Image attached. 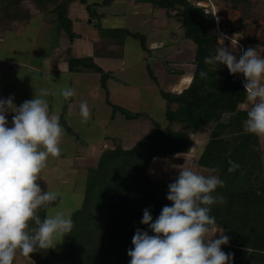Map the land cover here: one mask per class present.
I'll return each instance as SVG.
<instances>
[{"label": "trees", "instance_id": "trees-1", "mask_svg": "<svg viewBox=\"0 0 264 264\" xmlns=\"http://www.w3.org/2000/svg\"><path fill=\"white\" fill-rule=\"evenodd\" d=\"M115 1L0 0V36L28 26L37 12L44 14L46 19L54 16L72 47L78 36L73 31L70 9L79 3L88 8L93 20H97L101 35H123L138 41L141 49L149 52L148 38L144 33L101 26L103 14L99 8L111 6ZM133 1L150 4L153 9L165 10L168 18L182 20L184 36L196 46V67L191 83L180 93L161 90L167 123L162 125L144 112H132L112 103L107 86L111 73L98 65L92 56L75 57L71 55V47L68 48L66 61L71 73L87 71L100 76V88L112 110L111 120L117 114L127 121L148 118L153 130L131 148L115 146L105 149L97 165L87 168L83 201L72 215L74 228L70 235L50 249L46 256H41L40 250L31 254L29 260H35V264H129L127 251L133 247L132 237L136 229L148 231V226L140 223L143 210L150 209L154 221L163 206L171 205L166 195L169 183L175 178L151 176V164L156 159L190 153L196 143L195 137L210 127L197 163L208 170L219 168L217 173L210 174L224 181V187L217 188L214 195L223 196L225 201L211 206L210 215L216 218V224L210 229L223 231L229 237V244L222 245V250L233 254V264H264V151L261 137L243 130L246 109L250 105L237 74H230L222 64L204 63V57L215 55L221 47L211 8L203 0ZM219 1L231 10L240 9L242 20H255L258 16L255 10L257 0ZM244 38L247 48L259 44L264 49V40L247 33ZM148 70L155 80L149 66ZM201 70L208 73V79L200 78ZM66 112L65 106L60 123L69 136L79 141L78 134L66 121ZM11 120L12 117L9 126ZM229 159L240 165L232 173L227 171ZM38 214L43 219L44 209ZM30 224L35 227L34 222Z\"/></svg>", "mask_w": 264, "mask_h": 264}, {"label": "clouds", "instance_id": "clouds-1", "mask_svg": "<svg viewBox=\"0 0 264 264\" xmlns=\"http://www.w3.org/2000/svg\"><path fill=\"white\" fill-rule=\"evenodd\" d=\"M258 48L241 46L242 54L237 58L227 47H219L215 55L204 57V63H219L232 75L242 74L250 105L243 130L264 137V57L258 54ZM199 76L208 79L206 71L201 70ZM49 95L41 88L19 106L13 103L14 96L0 98V264H14L18 252L30 258L34 252L54 249L74 228L71 211L60 207V193L42 190L38 183L49 158L61 155L65 133L58 111L51 110ZM51 95L63 102L70 100L75 90L63 86ZM79 111L81 122L87 123V102H81ZM9 112L13 113L11 126ZM186 165L175 166L179 174L169 183L166 195L171 205L163 206L154 221L150 209L143 210L140 223L147 225L148 231L136 229L133 247L127 251L129 264H233V254L222 250V245L229 244V237L220 231L219 238H209L210 226L216 224V218L210 215L211 206L225 202L223 196L214 193L224 187V181ZM228 165L229 173L240 167L231 159ZM218 171V167L209 170ZM41 209L45 211L43 219L38 214ZM30 222L35 227L30 228Z\"/></svg>", "mask_w": 264, "mask_h": 264}, {"label": "rangeland", "instance_id": "rangeland-1", "mask_svg": "<svg viewBox=\"0 0 264 264\" xmlns=\"http://www.w3.org/2000/svg\"><path fill=\"white\" fill-rule=\"evenodd\" d=\"M89 1L96 2L102 0ZM212 1L216 6V10L220 13L221 21L225 26V32L235 34L236 26L232 24L233 22L230 16L234 14L233 10L219 0ZM257 1L255 8L258 15L257 18L255 20L243 19L244 27L242 30L245 29L247 34L254 35L255 38L263 39L264 0ZM203 2L206 4L207 0H203ZM120 3H123V6H127L131 2L123 1ZM78 6L79 3H76L72 11H76ZM117 10L115 7L109 8L108 6L99 8L100 13L101 11H105L110 16L101 21L103 26H130V24L137 22V18L128 16L126 10ZM158 11L161 20L166 21L165 10ZM238 11L241 12L240 9ZM83 12L87 13V7L84 8ZM116 12L126 13L127 15L115 18L113 17V13ZM88 19L86 21L83 20L85 25L88 24ZM177 21L172 20L169 28L163 30L167 34L166 37L160 36V34L158 36L156 30L151 33L147 29V31L144 29L145 32H141L147 38L151 34L152 42L158 37L155 40L156 47H154V44L151 45V47L153 46L156 49L162 48L165 42L167 44H170V41L174 43L185 42L188 39L184 37L183 29L178 28ZM235 21L236 23L238 22V20ZM73 31L78 36L75 38V41L79 39L78 42L76 41L77 45L75 48L71 47V42L67 35L58 28L54 16L46 19L44 14L36 12L28 26L22 27L16 32H9L4 36H0V68H3L2 72H0V98L14 96L13 103L19 106L25 100L32 99L35 92H39L41 88H45L50 93L47 99L49 100L51 110L58 111L60 116L63 107L66 106V121L79 136V141H77L66 132L64 133L61 142V155L58 158H49L48 166L42 173V179L38 181L42 190H51L60 193L63 201L60 207L65 211H71L72 215L80 208L83 201L87 168L97 165L99 157L105 149L115 146L131 148L136 142L150 133L149 126H143L142 120L127 121L120 114L116 115L115 120H111L112 110L105 101L104 93L100 88V77L98 75L89 73L87 76L81 78H78L79 76L77 75H73L75 78H71L70 75H59L47 78L42 73L43 62L46 57L60 55L65 60L67 50L70 47L71 55L75 57L89 56L92 52L96 53L104 48L101 44H98L97 50H94L93 37L85 35L84 33L80 35L74 29ZM113 37L117 39L118 36ZM223 40H226V38L221 36V41ZM149 46L150 43L148 41V48ZM258 50H263V48L259 47ZM112 53L116 57H120L123 53V48L114 49ZM127 54L129 61L136 62V64L138 63V57L144 56L140 48V43L131 38H127L126 41L125 55ZM258 54L261 56V53ZM147 63L150 65L149 61ZM62 66L66 67L65 64ZM136 66L135 70H127L121 73V76L129 82H143V84H146L145 74L143 75V64L138 63ZM85 78L86 82L84 80ZM189 81L190 79L184 80L183 86H186ZM63 86H68L75 90V95L72 97L73 103H70V100L61 102L62 98L51 95L52 93H57ZM149 98L151 100L149 101L150 107L147 109L148 111L144 112L146 109L142 105L140 108H143L138 112L148 114L151 119H154L162 125L167 124L165 119V101L162 96H158L157 92H154ZM81 102H87L90 109V119L87 123L81 122L79 111ZM244 107H247V105ZM176 128L179 127L176 126ZM210 131L211 128L209 127L202 134L195 137L196 143L190 153L176 155L170 159H156L149 168L150 175L159 179L175 178L179 174V170L175 166L184 165L186 162V166L194 171L203 175H209V170L200 167L197 161L203 151V147H205L203 144L207 141ZM261 147L264 151V137H261ZM72 166L75 167L73 168ZM30 228H32L31 224ZM212 236L219 238L220 232L216 233V231L210 230L209 238ZM49 250H41V256H46ZM15 262L16 264H35V260H29V258L20 255L19 252L17 253Z\"/></svg>", "mask_w": 264, "mask_h": 264}, {"label": "crops", "instance_id": "crops-1", "mask_svg": "<svg viewBox=\"0 0 264 264\" xmlns=\"http://www.w3.org/2000/svg\"><path fill=\"white\" fill-rule=\"evenodd\" d=\"M123 1H128V0H116L111 6L108 7L109 8L115 7L118 9L117 11L126 10L128 16H131L132 18L135 19L137 18V22L130 24V26H103L101 21L109 18L110 16L108 13H105V11L104 12L101 11L103 16L101 17L100 23L103 28L119 27V28H127L133 31H140V32L141 31L145 32V30L147 29L151 33L156 30L158 32V36L160 34V36L166 37L167 34H165L163 30L169 28L170 22L172 20H178L177 26L179 29H182L181 27L182 20L180 18H168L166 16V21L165 20L163 21L159 17L158 10L160 9H153V7L150 4L136 3L133 0H130L131 3L129 5L123 6L122 5L123 3H120ZM75 4H73L70 9V18L72 20L74 19L73 29L80 35L84 33L85 35H89L90 37H93L92 42L94 45L93 47L94 50H97L98 44H101L104 47L103 49H100L99 52L96 53L94 52L95 54L92 52L89 56H92L96 61V63L100 65L105 71L111 73V77L107 82V86L109 89L110 100L112 103L134 112H138L140 109H142L143 107L142 108L140 107L143 105L144 109H146L144 110V112H147L148 111L147 109H149L150 107L149 101L151 100L149 97L152 93L157 92L158 96H161V90L167 92H173V93H180L183 89L189 86L193 78V74L196 67L194 64L196 46L192 40L184 36L186 39H188L185 42L174 43L170 41V44H167L165 42L162 48L156 49L153 48V46L151 47V45L154 44V47H156L155 40L158 37L155 38L153 43L152 35L150 34V36H148L149 38L148 41L150 43L149 52L143 51L141 49V51L144 53V56L138 57V63L143 64L144 67L143 75L145 74L146 84H143V82L141 83L129 82L121 76L122 75L121 73L131 69L135 70V68L137 67L136 65L138 63L136 64V62H132L131 60L129 61V59L127 58L128 54L125 55V45L127 38H125L123 35H119L117 39L114 38L113 36L101 35L97 28V20H93L90 17L88 8H87L88 14L83 12L84 8L86 7L81 4H79V6L76 8V11H72L73 6ZM233 12L234 14L233 15L231 14L230 16L232 18L231 20L233 22L232 24L236 26L235 34H232L231 32L228 33L230 39L220 41V44L221 47H227L230 51H233V54L237 55V58H239V55L242 54L240 52V48H241L240 45H242L244 49H247V44L244 43L245 40L244 35L245 33H247V31L245 29L242 30L244 27V22L241 19V12L238 10H233ZM126 13L124 14L121 12L120 13L116 12L113 13V17L115 18L121 17L127 15ZM88 18L92 19V21H95V23L88 22V24L85 25V23H83V20L86 21ZM235 20H238V22L236 23ZM240 25H242V29ZM251 36L254 37V35ZM259 40H264V38ZM76 41L78 42L79 39H77ZM76 41H74L72 44V47L74 48L77 45ZM235 44H236V48L234 50L233 45ZM256 46L262 47L259 44L252 45V47H256ZM117 48H123V53L122 55H120V57H116V55L112 53L113 50ZM158 52L160 53L157 54ZM258 53H261V56L264 57V49L258 50ZM77 57H84V56H77ZM148 61L150 62V65H148L147 63ZM63 64H65L66 67H63L62 66ZM148 66L153 71L155 80L151 78L149 74ZM42 67H43L42 73H44L47 76V78H51L52 76H59V75H63V76L70 75L71 78H75L73 75H77L79 76L78 78H81L87 76V74L90 73L87 71L71 73L68 69V64L66 59L64 60V57L62 58L60 55H55V56L53 55L52 57H46ZM2 70L3 68H0V72H2ZM237 75L242 76V74H237ZM187 79H190L189 83L186 86H183L184 80ZM84 80L86 82V78ZM70 103H73L72 98L70 99ZM12 115L13 113L11 112L7 114L8 121L11 119ZM138 120H142L144 124L143 126H149L150 132L153 130V126L151 123H149L150 121L148 118H140ZM143 120H147L149 122ZM205 144H203V146ZM178 155H182V154H178ZM72 167L74 168L75 166Z\"/></svg>", "mask_w": 264, "mask_h": 264}, {"label": "built area", "instance_id": "built-area-1", "mask_svg": "<svg viewBox=\"0 0 264 264\" xmlns=\"http://www.w3.org/2000/svg\"><path fill=\"white\" fill-rule=\"evenodd\" d=\"M206 5H209L211 8V13L215 22V29H216V33L218 35L219 40L221 41V36L223 38L227 37V39H230V37L228 36V33L225 32V26L221 21V16L220 13L216 10V6L213 3L212 0H207ZM242 45H240L241 47ZM239 77V79L241 80V82L243 81V78L241 75H237ZM243 84V83H242Z\"/></svg>", "mask_w": 264, "mask_h": 264}, {"label": "water", "instance_id": "water-1", "mask_svg": "<svg viewBox=\"0 0 264 264\" xmlns=\"http://www.w3.org/2000/svg\"><path fill=\"white\" fill-rule=\"evenodd\" d=\"M88 22H90V23H93V22H94V23H95V21H92V19H89V21H88Z\"/></svg>", "mask_w": 264, "mask_h": 264}]
</instances>
